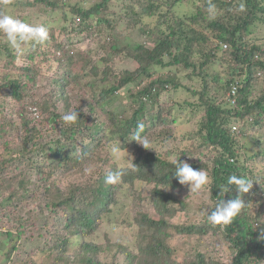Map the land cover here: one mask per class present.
Returning <instances> with one entry per match:
<instances>
[{
  "label": "trees",
  "instance_id": "1",
  "mask_svg": "<svg viewBox=\"0 0 264 264\" xmlns=\"http://www.w3.org/2000/svg\"><path fill=\"white\" fill-rule=\"evenodd\" d=\"M111 1L96 0L86 7L85 4L69 5L68 2L58 5L50 0H6L5 3L0 0V10L6 5L12 8L17 6L15 11L19 15L16 17L25 22L27 8L37 13L57 7L63 10L64 26L56 34L46 25L49 36L42 44L27 43L17 51L0 33V140L7 157H10L8 161L0 159V177L6 173L9 161L35 151L39 163L37 175L46 184L45 192L52 188L59 195L57 200L55 197L47 198L41 210V224L47 226L49 231L42 235V239H47L44 246L46 256L53 257L48 264H104L99 254H105L107 250L95 241L86 240L95 235L96 230L104 224V218L117 206V193L120 190L131 196L145 186L150 187L149 198L159 215L155 218L139 212L134 217L133 223L139 226L140 231L133 264H264V174L255 171L257 162H263L264 141L257 139L261 141L263 150L252 156L242 143L244 138H253L257 132H264V46L246 40L252 32L251 28L264 23V0H197L194 14L183 18L175 15L173 8L185 0H126L124 12L132 15V19L136 14L133 2L140 3L143 16L152 17L158 13L160 17L155 30L149 32L146 31L147 27L143 29V34L149 33V36L157 30L155 35L158 42L153 47L136 44L132 49L121 47L118 41L111 39L115 30L110 28L111 19L105 16ZM20 12L24 15L21 16ZM161 26H165V29L160 30ZM78 36L96 39L101 52L96 61L87 63L89 67L84 68L83 72L86 76L102 83L109 82L108 65L113 58H122L123 54L132 59L136 67L117 75L106 89H100L98 83L89 81L86 85L89 92L87 109L77 110L79 119L74 124H66L63 115L53 110L54 104L47 102L33 104L37 108L35 112L39 114L36 118L29 116L27 95L37 88L39 77H44L46 65L49 73L52 66L55 67L50 76L53 77L51 83L63 98L68 95L69 86L76 91L84 87L81 85V74L74 79L70 70L78 60L72 55L75 50L73 38ZM102 65L104 69L102 77H99ZM154 66H177L179 70L189 72L188 82L197 78L201 84L199 91L189 90L184 85V91L194 100L197 96V103L190 107L185 101L184 108L178 104L175 112L184 118L189 117L191 125L192 118L202 108L195 131H190L188 137L184 136L191 142L190 147L179 148V155L181 161H187L194 169H204L208 173L211 183L204 189L209 193L210 205L200 208L203 215L198 220L190 222L186 219L180 225H172L168 221L177 212L186 209L183 201L176 202L171 192H167V189L173 191L183 186L175 177L173 163L168 161L166 153L154 149L148 138L146 149L133 141L140 124L143 125L139 132L141 137L153 131L154 120L161 125H169L162 119L159 99L166 96L169 90L181 88V84L175 78L170 79L169 75L165 79H151L152 73L147 70ZM212 66L225 67L226 77L221 78ZM142 76L144 79L139 80ZM66 77L72 82H65ZM134 83L138 86L131 89ZM233 87L236 89L232 97L234 105L230 103ZM124 91L131 102L128 111L111 113L114 123L112 126L105 124L106 121L97 115L98 108L117 99V95ZM6 99H9L8 103H14L8 110L1 103ZM154 107H158V111L149 118L147 110ZM6 111L10 113L9 116ZM16 122L21 125L20 132L16 133V138L21 141V149L15 154L21 155L13 154L14 157L8 146L13 141V135L9 138L5 136ZM232 126L236 127V131H232ZM43 130L45 134L55 133V139L47 140V135H41ZM87 139L94 145L79 149L78 141L84 143ZM117 143L122 151L134 152L129 165L109 161L113 159L111 147ZM104 156L108 159L103 160ZM95 161L111 164L107 169L98 167L90 172L83 184L64 187L62 191L54 182H50L71 172H84ZM114 171L122 172L120 181L106 184L107 175ZM231 174L246 177L253 182V187L243 195L246 207L232 223L214 225L207 220L205 209L215 207L219 186L225 184ZM237 195L233 189L225 199ZM9 196L13 198L15 195ZM7 208L11 209L9 206ZM53 227L54 232H51ZM17 230L18 236L23 234L20 226ZM4 235L0 242L2 245L4 240L9 241L15 236L11 232ZM177 235L181 238H204L207 244L219 242L220 236L232 248L230 260H225L221 251H217L214 257L194 252L179 258L176 248L170 245L172 237ZM103 237L108 250L114 248L120 252V245H108V236ZM75 240L80 245L73 249ZM15 248L7 251L6 261L9 262L6 264L16 263L12 258ZM45 251L42 252L45 254ZM116 253H111V261L106 264H118Z\"/></svg>",
  "mask_w": 264,
  "mask_h": 264
},
{
  "label": "rangeland",
  "instance_id": "2",
  "mask_svg": "<svg viewBox=\"0 0 264 264\" xmlns=\"http://www.w3.org/2000/svg\"><path fill=\"white\" fill-rule=\"evenodd\" d=\"M51 2H57L58 5H61L63 2H68L69 5L85 4L86 7H89L96 0H50ZM3 3L6 0H2ZM198 4L197 0H185L181 3L175 4L173 11L175 15L178 17H185L193 15L195 12L194 6ZM129 5V4H128ZM108 11L105 16L107 19H111V29L115 30L114 37L111 36L113 41H118L121 47L127 46L129 49H132L136 44L143 43L147 47H153L155 43L158 42L157 37L154 32L152 36H149V33L143 34L144 27H147L146 31L155 30L158 27L160 17L159 14H155L152 17L143 16L141 13L140 3L133 2V10L136 13L133 16L130 14H126L124 12V8L126 6V0H112L108 4ZM144 7V6H143ZM16 7L6 5L3 9L0 10V15H12L16 17L19 15L15 10ZM130 10V9H129ZM128 10V11H129ZM26 22L34 25H44L52 28L54 32L57 34L60 31V28L64 26L65 21L63 20L62 14L63 10L60 8L56 9H45L41 13L34 12L31 8H27L25 10ZM21 16L24 14L20 12ZM17 18V17H16ZM19 19V18H18ZM67 22V21H66ZM160 30L165 29V26H161ZM145 31V32H146ZM251 34L246 38L249 42H254L258 45L264 46V23H258L257 27L251 28ZM6 39V37H5ZM7 40V39H6ZM75 41L73 54L77 57V61L71 66V72L74 74V79L77 78L81 74V85L86 87L76 90L70 88L67 89V96L62 97L61 93L53 88L50 77L54 71L55 67L52 66V71L48 72V66H45L44 77L40 76L38 79L37 88L29 93L27 96V100L30 103L27 106L29 109V116L37 117L39 113L35 112L36 106L33 104L42 105L44 102L54 104V111L58 114L64 115L68 111H77L82 109L83 111L87 109L88 101L87 96H89L88 87L86 86L89 81H95L98 83V87L100 89H106L108 86L115 81L117 75H120L124 71H132L136 64L135 62L126 57L124 54L122 58H113L111 63L108 65L109 82H99L98 79H94L92 77H88L84 72V68L87 67V63L90 61H96L98 57L101 55L100 50L98 49V42L96 39H83L81 36L78 38H73ZM167 61V58H165ZM213 69L220 74L221 78L226 77L225 74L227 70L225 67L212 66ZM104 66H100V74L99 77H102L101 72L103 71ZM151 72V79H165L167 75H169L170 79L175 78L176 81L181 84V88L177 90H169L166 96H161L159 99V105L163 112V121L164 123H168L169 125H161L159 122L154 120V129L150 131L146 137L152 142L153 148L158 152L167 155L168 161L172 162L170 157H179V148L183 146H187V149L190 147L191 142L189 140L184 139V136L188 137L190 131H195L194 127L198 126V121L200 119V109H198V113L191 117L192 126L190 125V118H184L182 114H176L177 105H181V108H184L183 103L185 102L187 105L197 103V96L194 98L191 95L184 91V85L188 87L189 90L199 91L200 89V80L194 78L192 81L188 82V71L179 70L177 66L170 67H159L154 66L147 70ZM14 75H16L14 73ZM46 75V77H45ZM90 79V80H89ZM144 76H142L139 80H143ZM72 82V80H68V77L65 78V82ZM137 83L132 84L131 89L136 88ZM74 88V87H72ZM83 91V92H82ZM117 99L106 102L97 110V115L102 121H106L105 124H113L111 113H119L123 110L128 111L131 102L128 99L127 92H123L121 95H117ZM3 101V98L1 97ZM6 99L5 102L1 103L8 110L14 103H8ZM5 103V105H4ZM18 106L16 105V108ZM172 108V110H171ZM163 109V110H162ZM189 110V108H187ZM52 110V108L50 109ZM181 110V109H180ZM158 111V107L149 108L147 110V116L150 118L153 115H156ZM172 111V112H171ZM9 116V112H7ZM17 118V116H15ZM108 119V120H107ZM18 121V120H17ZM15 127L9 130L6 134V138H9L10 135H13V141L8 145L10 147L11 154L19 156L21 154L18 153L21 149V141L16 138V133H19L21 130V125L19 122H16ZM112 126V125H111ZM110 126V127H111ZM108 130V128H107ZM100 131V130H99ZM45 130L41 132L42 136L47 135V140L55 139L56 134L52 132H48L45 134ZM253 138H244L242 143L246 148L249 155H255L256 153H261L264 148V144L261 141H264V132L256 133ZM157 138V139H153ZM171 138V139H170ZM161 141H159V140ZM257 139L261 141H257ZM262 144L263 148H262ZM94 143L88 141V139L83 143L78 141V148H89L93 146ZM132 151H121L117 156L112 154L113 159L109 160L111 162H116L117 165L126 166L132 162L134 157V152ZM13 155V156H14ZM4 156V157H3ZM6 150L4 145L0 140V159L8 161L10 157H7ZM12 156V157H13ZM15 157V156H14ZM104 156L102 159H106ZM108 159V158H107ZM263 162H257L258 164L255 166V171H261L264 174V157L262 158ZM38 157L36 156L35 151L33 150L31 153L26 154L24 156H19L14 161H9L7 167L5 168L6 173L2 174L0 177V242L4 238V234L7 232L13 233L14 238L11 240H4V245H0V264H6L9 261L7 260V251L13 249L15 246L16 250L14 251L12 258L13 261H16L15 264H18V260H20L19 264H29V262H33L34 264H48L53 260V257L46 256L45 251V242L47 239H42V235L46 231H48L47 226H42V207L49 197H55V200L59 198V195L56 192L49 188V191L45 192V187L43 181L40 180V175H37V165H39ZM111 162H100L95 161L91 165L85 168L84 172H71L69 175H65L63 177H59L56 179H52L50 182H54L59 190L64 187L70 188L71 185L77 184L81 185L87 179V175L90 172H94L98 167L102 169H107ZM45 177V172H44ZM49 181V179H48ZM48 183V182H47ZM149 189L150 187H143L140 191H135L133 195L129 196L124 190H120L117 193L118 203L117 206L113 208L112 213L107 215L104 218V224L101 225L95 232V235L88 238L86 241H95L97 244L103 246L102 249L107 250L105 254L100 253L99 259L102 263L106 264L110 259L111 253H116V249L106 247V241L104 239V235L108 236L109 243L108 245H120V252H117V262L118 264H133L135 257L133 256L136 245H137V235L139 234V226L133 223L134 217L139 212H145L149 216H153L158 218V213L156 212L154 206L152 205V201L149 198ZM29 191V192H27ZM62 191V190H61ZM167 192H171L172 198L178 201H183L186 204V209L183 212H177V214L172 218L168 219L169 223L172 225H180L186 219L190 222L198 220L203 214L200 211L201 207H207L210 205L209 193L207 189H202L199 192H190L189 187L187 185H183L179 189L169 190ZM15 195L13 198L9 195ZM137 195V196H136ZM7 206L11 207V209L7 208ZM177 206V203L175 204ZM20 226L22 235L18 236L17 228ZM50 230V229H49ZM51 232H54V227L51 228ZM49 232V231H48ZM40 235V237H39ZM219 242H215L214 244H207L204 238L200 239L197 236H193L192 238H184L180 236H173L170 240V245H172L177 250V255L179 258L183 257V255L188 256L189 253L199 252L206 253L212 257L217 253V251H221V256L225 255V260H230V251L232 248L224 241L220 236H218ZM80 241V240H79ZM81 242V241H80ZM77 245H80L78 241L75 240V245L73 249L76 248ZM220 249V250H218ZM45 251V254L42 252ZM19 252V254H18Z\"/></svg>",
  "mask_w": 264,
  "mask_h": 264
},
{
  "label": "clouds",
  "instance_id": "3",
  "mask_svg": "<svg viewBox=\"0 0 264 264\" xmlns=\"http://www.w3.org/2000/svg\"><path fill=\"white\" fill-rule=\"evenodd\" d=\"M0 33H2L9 45L20 51L23 45L27 43L42 44L47 41L49 29L44 25L34 26L12 15H0ZM66 124H74L79 119L77 111H68L63 117ZM143 129V125H138L137 132L134 134L133 141L142 145L145 149L149 144L147 137H141L139 132ZM122 151L119 144L111 147L114 156ZM175 168V177L180 185H187L190 192H199L205 186L211 183L208 173L204 169H194L187 161H181L179 157H170ZM122 176L121 171L110 172L106 179V184H116ZM253 187V182L244 176L231 174L227 178V182L219 186V196L215 200V207L205 209L207 220L214 225H228L233 222L242 209L246 207L243 195L247 194ZM233 189L238 195L235 198L225 199Z\"/></svg>",
  "mask_w": 264,
  "mask_h": 264
},
{
  "label": "built area",
  "instance_id": "4",
  "mask_svg": "<svg viewBox=\"0 0 264 264\" xmlns=\"http://www.w3.org/2000/svg\"><path fill=\"white\" fill-rule=\"evenodd\" d=\"M225 47V46H224ZM235 91H236V89H235V87H233L232 89H231V91H230V103L232 104V105H234L235 104V101H234V99H232V97L235 95ZM232 131H236V127L235 126H232Z\"/></svg>",
  "mask_w": 264,
  "mask_h": 264
}]
</instances>
